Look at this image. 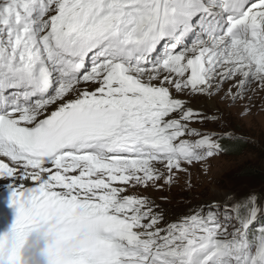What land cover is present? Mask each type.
<instances>
[{
  "label": "snow or ice",
  "instance_id": "obj_1",
  "mask_svg": "<svg viewBox=\"0 0 264 264\" xmlns=\"http://www.w3.org/2000/svg\"><path fill=\"white\" fill-rule=\"evenodd\" d=\"M259 91L264 0H0V264L38 227L49 264H264L259 194L161 226L130 191L228 150L188 98Z\"/></svg>",
  "mask_w": 264,
  "mask_h": 264
},
{
  "label": "rangeland",
  "instance_id": "obj_2",
  "mask_svg": "<svg viewBox=\"0 0 264 264\" xmlns=\"http://www.w3.org/2000/svg\"><path fill=\"white\" fill-rule=\"evenodd\" d=\"M251 87L255 88V84ZM245 96L232 104L220 99L219 95L210 99L203 95L190 97L194 103L203 105L196 110L218 117L214 121L193 123L191 127L217 135L230 134L234 139L221 140L228 150L213 156L203 167L194 164L189 169L190 185L186 183L189 176L178 173L171 185L160 182V188L149 186L130 191L149 197L163 217L167 212L180 213L168 222L178 221L213 201L223 203L226 196L239 200L249 193H257L264 198V91L246 93ZM247 96H251L250 101ZM247 107L251 110L242 114ZM166 222L167 218H164L162 225ZM261 224H264V215L258 216L253 229Z\"/></svg>",
  "mask_w": 264,
  "mask_h": 264
},
{
  "label": "clouds",
  "instance_id": "obj_3",
  "mask_svg": "<svg viewBox=\"0 0 264 264\" xmlns=\"http://www.w3.org/2000/svg\"><path fill=\"white\" fill-rule=\"evenodd\" d=\"M43 227L34 228L24 241L21 264H49Z\"/></svg>",
  "mask_w": 264,
  "mask_h": 264
},
{
  "label": "bare ground",
  "instance_id": "obj_4",
  "mask_svg": "<svg viewBox=\"0 0 264 264\" xmlns=\"http://www.w3.org/2000/svg\"><path fill=\"white\" fill-rule=\"evenodd\" d=\"M173 95L175 96V95H177L175 92H173ZM183 98V97H182ZM189 100H190V106H192L193 108H195V109H198V108H201V106H203V105H200L198 102L197 103H194L195 101H194V99H192V98H188ZM209 105V104H208ZM53 107H55V105H53ZM212 107V106H211ZM10 183V181H7V180H0V189H2V188H8V184ZM181 213H184L183 211L181 212ZM178 215H180V213H172V212H167L166 214H165V217L164 218H167V222H166V224L167 223H170V222H168V221H173V220H175L176 218H175V216H178ZM174 216V217H173ZM181 217V216H180ZM166 221V220H165ZM163 226V225H162Z\"/></svg>",
  "mask_w": 264,
  "mask_h": 264
},
{
  "label": "trees",
  "instance_id": "obj_5",
  "mask_svg": "<svg viewBox=\"0 0 264 264\" xmlns=\"http://www.w3.org/2000/svg\"><path fill=\"white\" fill-rule=\"evenodd\" d=\"M233 145H235V144H233Z\"/></svg>",
  "mask_w": 264,
  "mask_h": 264
}]
</instances>
